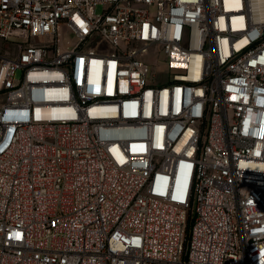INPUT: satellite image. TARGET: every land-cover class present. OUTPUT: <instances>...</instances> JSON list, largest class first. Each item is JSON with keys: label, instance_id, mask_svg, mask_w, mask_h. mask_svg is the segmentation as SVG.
<instances>
[{"label": "built area", "instance_id": "obj_1", "mask_svg": "<svg viewBox=\"0 0 264 264\" xmlns=\"http://www.w3.org/2000/svg\"><path fill=\"white\" fill-rule=\"evenodd\" d=\"M0 264H264V0H0Z\"/></svg>", "mask_w": 264, "mask_h": 264}, {"label": "rangeland", "instance_id": "obj_2", "mask_svg": "<svg viewBox=\"0 0 264 264\" xmlns=\"http://www.w3.org/2000/svg\"><path fill=\"white\" fill-rule=\"evenodd\" d=\"M96 11H97L98 13L102 12V7H101V6H98L97 9H96ZM146 59H147V61H148L149 63H153V62L155 61V59H156V56L151 52V53L146 57Z\"/></svg>", "mask_w": 264, "mask_h": 264}, {"label": "clouds", "instance_id": "obj_3", "mask_svg": "<svg viewBox=\"0 0 264 264\" xmlns=\"http://www.w3.org/2000/svg\"><path fill=\"white\" fill-rule=\"evenodd\" d=\"M179 177H180V176L177 177V182H179Z\"/></svg>", "mask_w": 264, "mask_h": 264}]
</instances>
